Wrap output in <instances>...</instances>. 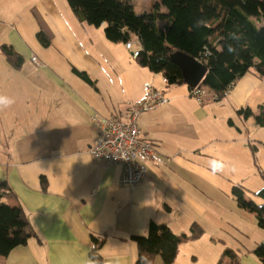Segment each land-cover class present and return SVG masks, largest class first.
<instances>
[{"label":"crops","instance_id":"crops-1","mask_svg":"<svg viewBox=\"0 0 264 264\" xmlns=\"http://www.w3.org/2000/svg\"><path fill=\"white\" fill-rule=\"evenodd\" d=\"M60 6L61 0H0V95L15 101L0 109V181L37 234L0 255V264H97L93 237L103 239L96 252L101 264H135L132 235L146 234L150 222L176 234L189 233L193 223L203 229L179 245L171 264H199L200 256L201 264H216L225 246L240 253L241 264H262L248 250L264 231L254 213L237 206L231 188L253 197L263 186L264 76L250 69L219 99L206 88L200 103L190 96L192 87L164 83L146 67L144 84L133 87L125 84L129 67L103 69V62L118 64L129 50L125 43L97 33L102 26L71 30ZM4 46L20 58L8 57ZM147 84L168 101L139 113L136 123L163 163L146 164L140 183L123 186V166L92 157L88 147L97 120L127 119ZM243 109L252 114L245 117ZM214 159L223 162L222 171L212 170ZM151 264L164 263L157 255Z\"/></svg>","mask_w":264,"mask_h":264},{"label":"trees","instance_id":"trees-1","mask_svg":"<svg viewBox=\"0 0 264 264\" xmlns=\"http://www.w3.org/2000/svg\"><path fill=\"white\" fill-rule=\"evenodd\" d=\"M65 1L79 19L94 27L102 26L108 41L126 43L135 38L139 44L136 62L151 72L161 73L168 84H184L180 68L169 57L174 51L197 58L207 66L200 85L219 95L218 98L250 69L264 76V0H158L152 3L149 12L141 14L134 11L132 0ZM198 20L206 24L198 27ZM229 44L236 49L231 54L227 51ZM3 50L8 57H19L6 46ZM75 72L91 82L85 73ZM239 112L245 117L252 114L250 109ZM259 119L261 122L262 116ZM259 172L263 186L254 196L264 199V171ZM41 184L46 186L43 177ZM231 194L237 206L254 213L258 226L264 228V204L246 198L241 186H233ZM14 196L9 184L0 181L1 256L37 236L23 208L10 204ZM202 233L197 223L190 226L189 233L176 234L165 223L150 222L146 234L132 235L137 248L135 264H151L157 255L164 264H171L179 245ZM92 239L90 256L101 264L96 252L103 239ZM248 252L264 264V241ZM216 264H241L240 253L225 246Z\"/></svg>","mask_w":264,"mask_h":264},{"label":"built area","instance_id":"built-area-1","mask_svg":"<svg viewBox=\"0 0 264 264\" xmlns=\"http://www.w3.org/2000/svg\"><path fill=\"white\" fill-rule=\"evenodd\" d=\"M132 45L131 41L125 43L129 50L132 49ZM137 54L138 50H133L131 53L132 57H136ZM32 61L38 63L35 57H32ZM162 81L166 83L164 77ZM206 88L198 84L190 88V96L200 103L206 96L208 89ZM225 94L226 91L221 95ZM212 97L219 99V95L214 92ZM167 101L168 98L162 90L153 84H147L143 98L136 104H130L127 119L102 117L97 120V135L89 144L88 153L96 159L123 166L118 179L119 184L132 187L142 181L146 164L158 166L163 163L162 156L152 142L140 132L136 118L139 113L151 111Z\"/></svg>","mask_w":264,"mask_h":264},{"label":"rangeland","instance_id":"rangeland-1","mask_svg":"<svg viewBox=\"0 0 264 264\" xmlns=\"http://www.w3.org/2000/svg\"><path fill=\"white\" fill-rule=\"evenodd\" d=\"M153 1L154 0H132L133 9L138 14L147 13V12L150 11L151 5H152ZM67 5L68 4H66L64 0H61V6H60V13H61V15H63V18H64L65 22L67 23L68 27H71L70 28L71 30L78 31V32H82L85 29L84 25H86L87 23L85 21L83 22L81 19H79L78 16H76L75 13H73L72 10L70 9V7L67 6ZM74 16H76L83 23L78 22L74 18ZM87 25H89V24H87ZM160 25H161V23H160ZM90 27L92 29H94L93 26L90 25ZM38 33H37V35H38ZM97 33H99L100 35H102L104 37L102 30H100V29L97 30ZM39 38H41V37L39 36ZM132 42H133V45H132V49L131 50H127V53H121V54H119L117 56L118 64L113 63L112 65H108L107 66L105 64V62H103L104 63L103 69L104 70L105 69H108V70L113 69L114 70V69H116L118 67L119 68L120 67H129V71L128 72H129V76H131V78L129 80H126L125 81V84L128 83L129 85H133L136 82L139 83V84L140 83H143L144 84V82H145V75H144V72H143L144 70H142V67L143 66L140 67V65L136 62V60H135V62H136L135 63L134 60L132 59V56L130 55V52H132L134 49L139 48V44H138V42L136 40H134V41L132 40ZM112 45H114V44H112ZM106 62H108V60H106ZM120 70H124V68H121ZM136 71H142V72L139 73V75H138V72H136ZM133 87H134V85H133ZM244 193H245V196L247 198L248 197L249 198H253L258 205L264 204V200L262 198H260V197L255 198L254 195H253V197L250 196V195H248V192L246 191V189H244ZM255 219H256V217H255ZM256 225H258L257 222H256ZM258 228H260L262 231H264V228H262L260 226H258ZM258 228L257 227L256 228L255 227H249L248 230L251 231V229H253V230H255L259 234ZM260 237L262 238V240L259 241V242H257V243H255L254 246H256L257 244H259L262 241H264V232H263V235H261ZM204 260L205 259L202 256H200L199 259H198V261H197V263L201 264V263L204 262Z\"/></svg>","mask_w":264,"mask_h":264},{"label":"water","instance_id":"water-1","mask_svg":"<svg viewBox=\"0 0 264 264\" xmlns=\"http://www.w3.org/2000/svg\"><path fill=\"white\" fill-rule=\"evenodd\" d=\"M169 57L180 68L183 81L187 86L194 87L201 83L207 71V66L204 63L181 51H174Z\"/></svg>","mask_w":264,"mask_h":264},{"label":"clouds","instance_id":"clouds-1","mask_svg":"<svg viewBox=\"0 0 264 264\" xmlns=\"http://www.w3.org/2000/svg\"><path fill=\"white\" fill-rule=\"evenodd\" d=\"M205 24H206V22L204 20H198L197 21V26L198 27L199 26H204ZM230 35L232 36L233 39H238V37H236L234 34H230ZM235 50L236 49L231 44H229L227 46L228 53L231 54V53L235 52ZM208 54L211 55L212 53L209 51ZM14 102L15 101H14L13 98L8 97V96H4V95H0V109L6 108V107H10ZM211 167H212V170L214 172L222 171L223 167H224V164H223V162L221 160L214 159V160L211 161Z\"/></svg>","mask_w":264,"mask_h":264}]
</instances>
